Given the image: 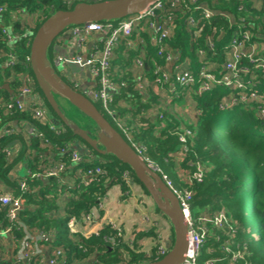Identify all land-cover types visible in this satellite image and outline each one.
Instances as JSON below:
<instances>
[{"label":"trees","instance_id":"obj_1","mask_svg":"<svg viewBox=\"0 0 264 264\" xmlns=\"http://www.w3.org/2000/svg\"><path fill=\"white\" fill-rule=\"evenodd\" d=\"M101 1L107 0H73L72 4L66 0H0V98L3 97L5 104H15L20 98V78L28 75L56 119L53 123L59 120L30 67L28 59L33 38L57 11L71 10L78 3ZM175 1L165 0L164 10L156 14L163 20L171 15L174 29L164 47L178 55L176 65L185 68L197 80L203 68L217 76L224 75L234 37L242 39L249 33L250 41L242 54L245 56L237 65L247 89L233 90L216 85L212 91L201 94L197 92L199 80L193 87L177 89L175 93L181 97L176 105H183L186 94H190L192 108L196 110L195 121L189 124L191 135H187L183 122L176 118L173 110L165 103L161 105L160 93L169 91L170 86H156L158 75L155 72L158 68L169 69L170 63L158 56L159 47L152 44L151 31L141 25L114 50L110 73L118 91L112 102L107 107L99 102L94 104L131 147H143V158L156 167L163 179L165 176L174 188L192 194L191 212L196 219L208 216L214 221L211 216L225 215L222 229H217L214 222L199 227L200 233L203 230L206 233L200 254L205 262L264 264V118L258 109L259 104L264 103V0H178L172 6ZM205 9L213 16L205 19ZM190 18L195 25L190 23ZM31 19L36 20L35 26L31 25ZM128 42L131 45L128 46ZM252 52L255 56L250 59ZM10 59L18 61L19 65L6 66ZM138 59L145 64L141 81L151 84L145 89H140L135 72ZM170 69L174 76V66ZM5 83L10 85L13 95L3 88ZM252 92L261 97L260 103L251 99ZM243 96L245 100L241 99ZM232 99L236 102L234 106L229 104ZM153 111L159 112L155 118L150 115ZM15 122L30 124L35 134L24 139L13 126ZM90 124L93 125L91 121ZM51 125L16 105L0 108V182L11 190L9 194L23 200L17 220L29 231L53 234L51 243H43L62 249L64 264H142L163 258L161 244L155 245L149 254L137 253L138 245L133 249L111 224L89 237L71 233L70 221L98 208L111 187L119 185L126 193L129 183L133 182L147 195L149 193L133 170L112 155L91 149L92 156L96 154L103 160H93L91 155L83 154L82 162L74 164L75 151L70 147L79 137L62 122L55 124L57 128ZM181 136L187 140L182 142ZM16 140L23 146L11 155L8 149ZM48 151L53 155V162L46 158ZM55 162L64 163L59 177H50L47 181L32 177L43 174ZM20 164L29 169L31 177L11 178ZM97 168L100 173H96ZM89 170H93V175L85 185L81 176ZM180 171L184 172V180L180 178ZM199 171L200 179L196 176ZM24 181L28 186L26 191L20 187V182ZM157 212L163 215L158 208ZM8 227H12L17 240L25 237L24 229L8 220L7 208L0 204V230ZM147 235L141 233L138 238ZM172 244L173 239L167 251Z\"/></svg>","mask_w":264,"mask_h":264},{"label":"built area","instance_id":"obj_2","mask_svg":"<svg viewBox=\"0 0 264 264\" xmlns=\"http://www.w3.org/2000/svg\"><path fill=\"white\" fill-rule=\"evenodd\" d=\"M165 0H159L152 5L148 6L144 11L131 15L123 20L120 21H109V22H92L81 26L70 27L66 31H69L70 35L74 38H77L78 44L83 45L86 40L91 35L99 34L104 37V48L100 51L99 47H95L93 52L87 57L83 55H76V56H60L55 59V62L58 66L62 68H70V67H79V68H87L90 69L91 75L93 77V90L86 92L89 97L93 98L94 102H99L104 104L106 107L109 103L112 102L114 95L117 93V87L115 86L113 79L111 78L110 68H111V59L114 56V50L118 48L119 45L122 44L123 40L129 38L135 28L139 26L148 27L153 35L152 44L158 48V56L165 57L166 60L170 63L172 61H176L178 55L175 56L169 52V50L165 49L164 44L167 39L170 38L174 26L172 24L171 15H169L167 19H159L158 15L156 14L157 11L164 10V2ZM178 1V0H177ZM177 1L172 3V6L177 3ZM68 4H72L73 0H66ZM176 6V5H175ZM2 9H0V14ZM204 18L208 19L213 16V13L209 10L205 9ZM171 19V20H170ZM190 23L195 25L194 20L190 18ZM65 31V32H66ZM250 34L245 33L243 38L240 39L238 36H235L232 43V51L229 56V59L225 63V71L226 74L217 76L216 74L212 73L208 68H203L198 76L199 80V87L198 93H208L212 91V89L218 85L223 87H228L233 90H246L247 87L245 86L244 81L242 80V76L240 75L241 71L237 69V65L241 61L242 55L246 50L244 49L247 43L250 41L249 38ZM80 45V46H81ZM131 45V42H128V46ZM255 56L254 52L249 54V58L253 59ZM29 60V59H28ZM262 64L264 62L262 61ZM19 65V62L15 59H10L6 66L14 67ZM145 67L144 61L138 59L136 61V68L135 71H139ZM180 65L174 67L175 75H172V71L168 69H161L158 68L155 74L158 75V79L156 80V86L160 87L161 85H169L170 90L181 87H193L197 85V78L187 70L181 69ZM168 70V71H167ZM245 72V71H244ZM143 73V72H142ZM139 79V86L140 89H145L149 87L151 84L149 82H143L142 76H138ZM22 88L20 90V97L21 100L17 99L15 104H7L6 107L12 108L13 106H18L20 110H25V106L23 101L25 97H30L32 103L30 104L29 110L32 111L35 117L44 122L48 123L53 128H57L53 123V119L49 109L47 108L43 98L36 90L35 83L31 76L24 75L21 78ZM176 86V87H174ZM155 87V86H154ZM174 91V92H175ZM231 94L230 96H233ZM242 100H245L246 97H241ZM252 100H258V103L261 101V97L256 93H251ZM233 100V99H232ZM235 100L229 103L230 105H235ZM161 105H164L162 103ZM2 108V106H0ZM259 113L261 117L264 118V103H260L258 106ZM180 140H183L181 137ZM71 148V147H70ZM139 155L142 156V148H134ZM72 150V149H71ZM75 151V150H74ZM62 153H66L63 151ZM9 154H11L9 152ZM143 157V156H142ZM81 154L75 151L72 154V162L74 164H78L82 162ZM151 165V164H150ZM64 168V163L56 162L54 168L47 170V174L50 177H58L61 171ZM96 173H100V168H97ZM93 175V170H89L87 173L82 175V183L85 185L89 184L91 181V177ZM84 176V178H83ZM199 179L202 176L201 171H199L196 175ZM165 182L168 186L174 191L177 195L179 200L180 206L182 211L186 217L189 227V234H188V251L186 260L182 264H198V259L204 247L205 241V230L203 232H199L200 225L205 227L206 223L214 222L215 226L218 228L221 227L222 221L225 219V215L215 214L211 216L214 218V221H211L208 216L201 217V219H196L191 212V200L192 194L188 191L181 192L178 189L174 188L173 184L167 180L164 176ZM20 187L23 191L28 189V186L25 182H20ZM23 200L21 197H14L13 195L7 193L0 195V204L7 208V218L10 222H16L20 227H22L25 231V237L22 240H17L13 237V242L16 244V256H17V264H41L40 260H35V256H38L40 253H37L34 249L39 243H43L44 241L52 242L54 239V235H44L39 234L36 237L32 236L29 233V230L25 228V226L19 222L18 216L22 209ZM97 218V215L93 213V210L87 214L83 215L79 220L84 221L88 224H93ZM76 219H72L69 223V228L71 233L75 232L74 226L76 225ZM113 228L118 232V236L123 237V231L119 228ZM6 233H13L12 227H8ZM161 254L165 255L168 251L166 247L161 246L160 248ZM48 264H64V252L60 248H52L51 255L48 258ZM205 264H214V261L207 260Z\"/></svg>","mask_w":264,"mask_h":264},{"label":"water","instance_id":"obj_3","mask_svg":"<svg viewBox=\"0 0 264 264\" xmlns=\"http://www.w3.org/2000/svg\"><path fill=\"white\" fill-rule=\"evenodd\" d=\"M159 0H107L95 3H78L71 10H59L37 30L30 49L29 63L34 78L44 97L58 117L74 136L102 155H112L128 165L148 191L156 207L170 222L174 239L171 249L163 258L142 264H182L188 251L189 227L177 195L165 180L98 111L89 95L71 86L58 74L49 58L53 43L70 27L94 22L120 21L144 11ZM60 100L73 107L93 125L84 129L71 121Z\"/></svg>","mask_w":264,"mask_h":264},{"label":"crops","instance_id":"obj_4","mask_svg":"<svg viewBox=\"0 0 264 264\" xmlns=\"http://www.w3.org/2000/svg\"><path fill=\"white\" fill-rule=\"evenodd\" d=\"M72 38L73 37L70 35V33L65 34L56 43L54 42L55 44L53 43V45L51 46V48L49 50V58H50L51 63L53 64V66L56 69L62 68L61 66H58L56 63H54L55 59H57L58 57H60V56H76V55H83V56L88 57L93 52L95 47H99L100 45H104L103 42L105 40L103 36H101L99 34H95V35L89 36V38L86 40V42L83 45H81V44H78V42H76V44H74V42L72 44H70ZM253 47L256 49L257 45H255ZM169 52H171L175 56V53H173L171 50H169ZM172 66H174V67L178 66V65H176L175 60L170 62V68ZM170 68L169 69L167 68V69L171 71ZM62 69L64 70L66 82H68L69 84L73 83L72 85L76 86L77 88H79V90L84 91V92H89V91L93 90L94 80H93V77L91 75L90 69H87V68L83 69V68H79V67H75V66L70 67V68L68 67L65 69L62 68ZM181 69L186 70L185 68H181ZM21 78H20V80H21ZM3 88L5 90L9 91V93L13 95V90L11 89V87L8 83H5ZM161 93L163 94V92H161ZM189 97L190 98H188L186 103H187V108L189 107L191 109L188 108V109H183V110H184V112H186L187 115H189V114L192 115V120H191V123H192L195 121L196 110L192 108L193 100L191 99L190 94H189ZM2 98L3 97L1 96L0 106H3L2 109L4 110V106H6L7 104H5V102L3 101ZM21 99H22V97L19 98V100H21ZM61 102H63V101H61ZM165 102H167V101H165ZM23 103L25 106V110H29L30 104L32 103L30 97H25V100L23 101ZM173 112L176 114L175 111H173ZM157 113H158V111H153L150 113V115L153 118H155L157 116ZM81 116L82 115H80L79 117H81ZM52 119L54 121L56 120L53 116H52ZM69 119L71 121L75 120V119H71V118H69ZM81 120H84L83 116L81 118H79V120H77V121L79 122ZM187 122L190 123V121H187ZM12 124L17 129V132L21 133L23 135V138L26 140L35 134L34 129H32L30 124H28L26 122H20V123L15 122ZM82 128L88 129L86 124H83ZM81 142L82 141H80L79 139H75L71 144V149L77 151L81 155H83V154L87 155V156L91 155V158H92L93 157L92 154L91 153L88 154V152H90V151H88L86 149V147L83 146L84 144ZM22 146H23L22 143L20 141L16 140L10 145V148L8 149V151L12 155L13 153L19 152L22 149ZM52 156L53 155L50 151H48L46 153V158L49 159V162H53V160L51 159ZM52 168H54V166L53 167L50 166V169H52ZM29 175H30V177L32 175L31 172L29 171V169L24 164H20L16 167L14 172L11 174V178L12 179H18V178L19 179H22V178L26 179V177ZM32 177H38L42 181H47L48 178H50V176L47 174V171H44L43 174H33ZM83 178H84V176H83ZM73 183H74V181H73ZM73 183H71V184H73ZM10 192H11V190L9 188L5 187V185L0 182V195L7 194ZM120 192H121V187L119 185H115V186L111 187L108 190L105 198H103L101 200L100 204L98 205L99 207L93 208V213H95L98 217V218H96L95 222L93 224H88V223H85L84 221L76 219L77 220L76 225L74 226L75 232H73V234H76V236L81 235L84 237H89L93 234H97L101 229H103L104 226L110 225V224L113 225V224H116V222L119 223L117 225H119L120 227H123L122 230L127 231L128 225H125V227L122 226L123 223H126L124 221L123 217H120V215H118L117 213H116L117 215H110V213H111L110 210H112L114 207H117L116 206L117 202H114V201H116L115 197H117ZM115 194H116V196H114ZM61 208H63V205L61 206ZM99 210H100V212H99ZM161 216L164 217L163 215H161ZM164 218H166V217H164ZM167 221H168V219H167ZM168 223L170 225L171 237H170V239H168L164 243V247H167V248L170 247V245L172 243V239H174V232H173L172 226H171L169 221H168ZM5 230H0V264H17L16 244L13 242L14 234L13 233H6ZM126 231H124L125 235L127 233ZM29 233L34 237H36L39 234H44V232L39 231V230H31V231H29ZM44 235H46V234H44ZM50 235L51 234H49V236ZM124 238L127 241V238H129V237L124 236ZM143 242H144L143 240L139 241L140 245L138 247L143 246L144 244H141ZM156 244H157V242H155V245ZM152 248L147 249V251H146L147 254L150 253ZM34 249L37 253H40L38 256L34 257L35 260L39 259L41 264H48V258L51 255V250H52L50 245L41 242L37 246H35ZM137 253H141L139 251V248L137 250ZM23 264H27V263H23Z\"/></svg>","mask_w":264,"mask_h":264},{"label":"rangeland","instance_id":"obj_5","mask_svg":"<svg viewBox=\"0 0 264 264\" xmlns=\"http://www.w3.org/2000/svg\"><path fill=\"white\" fill-rule=\"evenodd\" d=\"M35 21H36L35 19H31V22H30L31 25L35 26V24H36ZM68 33H69V31H66L62 35H60L58 37V39L55 41V43L61 37H63L65 34H68ZM73 42H74V44H76V42H78L77 38L73 37L70 44H72ZM99 48H100V51H102L104 46L100 45ZM57 69H58L57 70L58 74L65 80L66 77L64 74V70L62 68H57ZM135 72L138 74L139 77L142 76V74H143L142 69H139V71L137 70ZM199 73H200V71H199ZM218 75H220V73ZM72 84L70 83L71 86H74ZM174 87H176V86H174ZM175 89L176 88H173L169 91L166 90L163 92V94L161 93L160 95H162L163 103H165V106H169L168 107L169 110L173 109V111L176 112V115H177L176 118L178 120H180L181 122H183V127H182L183 130L186 131L187 135L188 134L191 135V130H190L191 124L190 123L192 120V115H190V114L187 115L186 112H184V110H183V109L189 108V107L187 108L186 101L190 97L188 94H186L187 99L185 100L183 105H176V103H178V100H180L181 96H180V94H176L174 92ZM179 89L180 88H178V90ZM171 94H174V95H171ZM182 97H184V95H182ZM174 99H176V101H174ZM191 99H192V97H191ZM90 100L94 102L92 97L90 98ZM164 101H167V102H164ZM60 102H61V100H60ZM60 104L62 105L63 109L65 110L67 117H69L71 119H75L74 122H77L78 125L83 127V124H86L88 128L92 127V124H90L89 119H87L86 117H84V120H81L79 122L77 121V120H79V118L82 117V116L79 117L81 115L79 111H77L76 109H74L71 106H70L71 107L70 108L67 103L61 102ZM174 107H176V110L174 109ZM189 109H191V108H189ZM159 116H161V114ZM187 121H190V123ZM188 126H189V128H188ZM181 137L183 138V140H181L182 142H185L187 140V138L185 136H181ZM81 143H83V142H81ZM83 146L86 147V149L88 151H90V152H88V154H90L92 151L91 148L86 146L85 144ZM92 159L93 160H99V161L103 160L102 158L98 157L96 154H94ZM97 163H99V162H97ZM151 166H152V168L155 169V171H158L154 165H151ZM179 170H181V169L179 168ZM183 173L184 172L180 171V178L182 180H184V177H182ZM114 196H116V194ZM115 200L116 201H114V202H117L116 203L117 207H114L112 210H110L111 211L110 215H117L118 214V215H120V217H123L124 221L126 223H123L122 226L125 227V225H128L127 231L122 230L123 227H120L119 225H117V224H119L117 222H116V224H113V225L115 228H119V229H121V231H123V238H124V236L129 237V238H127V242H129V245L133 249H137V248H135V245L137 244L139 246L140 245L139 241L143 240L144 242L141 244H144V245L139 247V251L141 253L143 252L146 254L147 249L154 247L155 242H157L156 245L161 244L164 246V243L168 239H170L171 230H170V225H169L167 219L162 217L157 212V207H156L153 199L149 195L146 194V192L144 191V189L141 186H139L133 182L129 183L128 191L126 193H124L122 191V188H121V192L119 193V195L117 197H115ZM100 210H99V212H100ZM222 225L220 228H217V229H222L223 228ZM250 227H251V230L254 229L253 225H251ZM124 231L127 232L126 235H125ZM141 232L148 234V235L144 238H138L139 235H141ZM205 260L206 259H202L200 257L198 259V264H204Z\"/></svg>","mask_w":264,"mask_h":264},{"label":"flooded vegetation","instance_id":"obj_6","mask_svg":"<svg viewBox=\"0 0 264 264\" xmlns=\"http://www.w3.org/2000/svg\"><path fill=\"white\" fill-rule=\"evenodd\" d=\"M73 87H75V86H73Z\"/></svg>","mask_w":264,"mask_h":264}]
</instances>
